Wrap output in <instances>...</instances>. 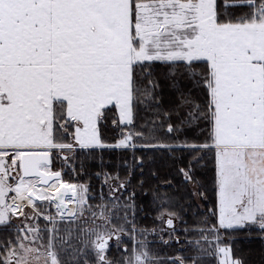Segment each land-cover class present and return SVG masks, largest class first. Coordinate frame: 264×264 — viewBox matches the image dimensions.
<instances>
[{
	"label": "snow or ice",
	"instance_id": "snow-or-ice-1",
	"mask_svg": "<svg viewBox=\"0 0 264 264\" xmlns=\"http://www.w3.org/2000/svg\"><path fill=\"white\" fill-rule=\"evenodd\" d=\"M156 63L172 69L178 94L166 109L153 94ZM177 76L191 87H180ZM146 101L157 105L175 143H151L154 128L131 130L135 104ZM109 113L121 130L115 144L103 133ZM186 131L196 135L181 140ZM137 147L189 152V167L180 172L194 185L192 195L205 200L192 165L210 155L214 222L199 231L219 264H243L224 234L264 235V0H0V226L19 212L17 199H59L63 213L64 196L76 186L53 171L55 157ZM174 216L168 213L167 226ZM106 231L88 230L78 254L94 253L95 264H161L144 241L119 261L109 259V241L115 235L118 246L124 229ZM57 239L37 245L27 232L18 235L0 245V264H39L42 257L44 264H64ZM171 264L187 262L176 257Z\"/></svg>",
	"mask_w": 264,
	"mask_h": 264
},
{
	"label": "trees",
	"instance_id": "trees-1",
	"mask_svg": "<svg viewBox=\"0 0 264 264\" xmlns=\"http://www.w3.org/2000/svg\"><path fill=\"white\" fill-rule=\"evenodd\" d=\"M234 11H242L235 9ZM167 65L154 64L151 71L152 79L158 84L154 90V96L159 98L160 107L166 109L177 99V92L173 87L172 80L168 73L171 71ZM178 71L182 72V69ZM180 87L187 90L191 83L183 76H177ZM146 83V81H145ZM197 95V92H193ZM202 95V93H199ZM145 98L142 96L141 100ZM157 105L152 101L137 103L134 106V124L132 131H144L155 129L152 135L155 139L153 144H172L176 141L172 135L166 131V122L161 126V121L156 116ZM109 120L103 128L105 140L108 144H115L120 138V131L113 128L111 122L112 113H109ZM155 121V125L153 124ZM127 133L129 129H124ZM196 135L195 131H186L180 134V139L185 136L191 139ZM137 145L145 141L136 140ZM74 157V167L76 168L79 180L88 187L92 197L89 198L91 206L107 211L112 208L111 220L114 225L121 226L129 234V238L123 240L129 246L130 235L134 232H142L145 235L147 230L161 226L162 215L164 213H174L176 216L175 233L177 239H167V242L158 241L156 237L147 236L148 250L160 258L161 264H171L172 258L184 257L187 264H192V259L196 264H217L214 247L206 243L201 236L199 229L210 227L214 219L209 215L215 203L214 193V165L210 155H206L199 164H193V171L199 181L200 191L207 194L208 199L200 209L193 200L189 191L188 182L181 174V168H188L191 154L179 149L169 150L165 147H137L135 150L128 148H111L103 151L97 149L93 152L76 150ZM142 161V163H141ZM60 160H53V171L59 170ZM106 173L118 177L119 180L127 183L126 190L117 197L108 196V187L101 182L102 175ZM62 178L67 182L71 179L62 174ZM135 193L134 197L130 196ZM40 201V200H39ZM132 205V207H128ZM32 206V203L27 207ZM105 206V208H104ZM74 207V203H73ZM61 213L56 209V214L68 217L72 214ZM78 212V208H77ZM76 212V214H77ZM205 219L209 220L204 224ZM117 226V227H118ZM7 226H0V245L8 241L7 236L11 233ZM64 243L68 247L62 250L65 256L60 253V259L64 264H83L87 259L89 264H95V259L91 253L78 254L82 248L81 241L84 239V231L80 229H63ZM168 233L164 234V237ZM7 238V239H6ZM132 240V239H131ZM178 241V242H177ZM199 242V244H197ZM224 243L229 246L236 259L242 260L243 264H264V235L258 230H238L224 234ZM203 249V250H202ZM125 247L120 250L111 246L108 251V258L119 261L125 255Z\"/></svg>",
	"mask_w": 264,
	"mask_h": 264
},
{
	"label": "rangeland",
	"instance_id": "rangeland-1",
	"mask_svg": "<svg viewBox=\"0 0 264 264\" xmlns=\"http://www.w3.org/2000/svg\"><path fill=\"white\" fill-rule=\"evenodd\" d=\"M113 128L116 129L118 132L121 131L115 126H113ZM125 134L127 133L125 132ZM76 150L84 152L86 151L81 149ZM76 150L73 153H62L60 156L55 157L53 159L55 161H61V167L57 171H60L61 175L64 174L65 177H67V175L71 177L72 180H70V184L76 186V192H74V196L68 200L69 209L68 211H65L66 213H69L72 211L73 208L72 213H75V215L71 214L68 217L59 216L55 212V205H52L50 201L36 200L34 201V203L32 202V206L25 207L21 216H11V222L6 225L7 230L11 233L7 236L8 241H15L18 235L20 237H23L25 235V232H27L28 239L35 240L37 245H39L40 243L46 245L48 243L49 238L55 235L58 238L57 250L62 253V256H65L66 252H63L62 250L64 249V247H68V245L64 243L65 240L63 238V231H61L63 229H80V231H84L85 234L88 230L96 229L99 227V230L106 235V230L115 231L116 229L122 228L121 226L114 225L112 223L110 217L112 208H109L107 209V211H104L103 209L97 208V206H91L92 204L89 202V198L92 197V195L89 193L88 187L85 185V183L79 180L76 168L74 167V157L77 152ZM65 155H67L69 158L68 162H65V160L63 159ZM101 182L103 183V185H106L108 187V196L110 197H117L119 194L125 191V189L120 188V184L124 182L117 179L116 176L104 173L101 177ZM67 183H69V181ZM188 187L189 191L192 194L194 191V185L188 182ZM9 195L11 196L12 193H10ZM192 197L196 205L200 209H203V205L205 204L206 200L193 195ZM167 219L168 213H164L162 215V223L160 227L155 229L151 228L150 230H147V232L143 236H141L142 232H134L132 235H130V241H132L130 245V250L133 247V244L136 242L144 241L148 245V242H150V240L148 241L147 236L149 235H151L152 237H156L157 240L161 242H167V239H177L176 233L175 231H173V228L175 229L176 216H174V223L172 227L167 226ZM165 233H168L167 238L164 237ZM118 234L121 236L120 244L117 246L116 237H112V239L109 241V244L113 247L118 248L119 250L122 247H125L126 249L127 244L123 243V240L129 238V234L126 233L125 230ZM4 237L5 235H2L0 238L4 239ZM91 239H95V236L93 235ZM25 243H27V241H25ZM128 247L129 246H127V248ZM91 254V256H93L95 259L94 253ZM106 255L108 256V252L106 253ZM216 259L217 264H219V260L221 259V257L218 254L216 255ZM32 264H37V262L33 261ZM39 264H44L43 257L41 258Z\"/></svg>",
	"mask_w": 264,
	"mask_h": 264
},
{
	"label": "bare ground",
	"instance_id": "bare-ground-1",
	"mask_svg": "<svg viewBox=\"0 0 264 264\" xmlns=\"http://www.w3.org/2000/svg\"><path fill=\"white\" fill-rule=\"evenodd\" d=\"M64 182L67 183L66 181H64ZM62 193H63V189H59L58 191L54 192L53 195L56 196V197H59ZM73 196H74V192H72V191H69V193L66 196H64L65 203L63 205H61V209H63V212L68 211V209H69L68 198H71ZM33 200L36 201L35 198H33ZM9 202H11V200H9ZM16 202L19 204L20 207H19V212L17 214H15V216L21 215L23 213V210H24L25 206L27 204L32 203V202H29L26 199H24V200L17 199ZM50 202H51L52 205H55V208L58 210L57 204H59V199H54V200H52ZM55 212H56V210H55Z\"/></svg>",
	"mask_w": 264,
	"mask_h": 264
},
{
	"label": "crops",
	"instance_id": "crops-1",
	"mask_svg": "<svg viewBox=\"0 0 264 264\" xmlns=\"http://www.w3.org/2000/svg\"><path fill=\"white\" fill-rule=\"evenodd\" d=\"M27 205H28V204H27ZM27 205H26V206H27ZM26 206H25V207H26ZM24 209H25V208H24ZM23 211H24V210H23ZM21 215H22V214H21ZM21 215H19V216H21ZM12 216H13V217H19V216H15V215H12Z\"/></svg>",
	"mask_w": 264,
	"mask_h": 264
},
{
	"label": "water",
	"instance_id": "water-1",
	"mask_svg": "<svg viewBox=\"0 0 264 264\" xmlns=\"http://www.w3.org/2000/svg\"><path fill=\"white\" fill-rule=\"evenodd\" d=\"M57 171V170H56ZM113 238H115V235L113 236Z\"/></svg>",
	"mask_w": 264,
	"mask_h": 264
},
{
	"label": "flooded vegetation",
	"instance_id": "flooded-vegetation-1",
	"mask_svg": "<svg viewBox=\"0 0 264 264\" xmlns=\"http://www.w3.org/2000/svg\"><path fill=\"white\" fill-rule=\"evenodd\" d=\"M71 199V198H68V200Z\"/></svg>",
	"mask_w": 264,
	"mask_h": 264
}]
</instances>
